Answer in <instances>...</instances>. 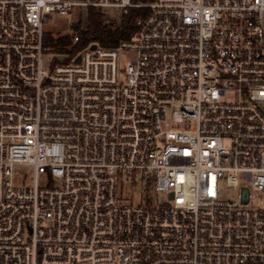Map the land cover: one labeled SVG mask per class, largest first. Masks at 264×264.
I'll return each mask as SVG.
<instances>
[{"label": "built area", "instance_id": "1", "mask_svg": "<svg viewBox=\"0 0 264 264\" xmlns=\"http://www.w3.org/2000/svg\"><path fill=\"white\" fill-rule=\"evenodd\" d=\"M77 8L143 13L48 62ZM254 191L264 0H0V264H264Z\"/></svg>", "mask_w": 264, "mask_h": 264}, {"label": "trees", "instance_id": "2", "mask_svg": "<svg viewBox=\"0 0 264 264\" xmlns=\"http://www.w3.org/2000/svg\"><path fill=\"white\" fill-rule=\"evenodd\" d=\"M143 13L141 8H133L125 16V21L117 27L107 24L105 14L94 8L88 10V18L84 25L79 22L80 39L73 42L70 33L53 35L45 32V44L50 47L54 54L73 55L90 43H98L106 47H115L122 40L130 39L138 28V18Z\"/></svg>", "mask_w": 264, "mask_h": 264}, {"label": "rangeland", "instance_id": "3", "mask_svg": "<svg viewBox=\"0 0 264 264\" xmlns=\"http://www.w3.org/2000/svg\"><path fill=\"white\" fill-rule=\"evenodd\" d=\"M106 13H110L113 22L119 21V14L117 8L114 7H106L103 10ZM88 18V9L86 8H77L72 10L67 14H60L58 12H54L51 17L45 20V31L51 32L53 35L70 33L72 36L78 33L79 30L83 26L75 27V22L82 21V25H84L85 20ZM54 53L47 52L45 54V59L50 62L53 61ZM223 194L225 196L236 197L238 188L234 186H229L227 184H223L222 186ZM255 196L252 199L251 206H261L264 207V194L259 191H254Z\"/></svg>", "mask_w": 264, "mask_h": 264}, {"label": "water", "instance_id": "4", "mask_svg": "<svg viewBox=\"0 0 264 264\" xmlns=\"http://www.w3.org/2000/svg\"><path fill=\"white\" fill-rule=\"evenodd\" d=\"M74 24H75V27H78L79 26V22H75ZM93 47H95V45H93ZM58 57L60 59H65L66 58V55H58ZM77 61H80V56L77 57Z\"/></svg>", "mask_w": 264, "mask_h": 264}]
</instances>
